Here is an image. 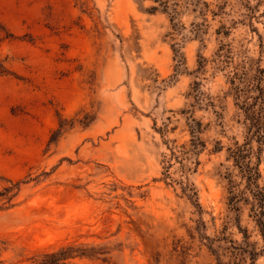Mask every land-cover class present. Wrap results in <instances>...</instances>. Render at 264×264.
Returning a JSON list of instances; mask_svg holds the SVG:
<instances>
[{
    "label": "rangeland",
    "instance_id": "374dc122",
    "mask_svg": "<svg viewBox=\"0 0 264 264\" xmlns=\"http://www.w3.org/2000/svg\"><path fill=\"white\" fill-rule=\"evenodd\" d=\"M192 3L0 0V193L20 183L0 264L70 243L108 252L75 264H264L223 179L245 136L232 83L264 104V0Z\"/></svg>",
    "mask_w": 264,
    "mask_h": 264
},
{
    "label": "trees",
    "instance_id": "16d2710c",
    "mask_svg": "<svg viewBox=\"0 0 264 264\" xmlns=\"http://www.w3.org/2000/svg\"><path fill=\"white\" fill-rule=\"evenodd\" d=\"M157 1L163 8L162 10L166 12V9L169 8L170 0ZM199 4L200 0H193V7ZM203 4L205 3L203 2ZM200 14L204 15L202 12ZM3 32L0 33V45L4 41L14 38L12 33ZM13 75L6 67L4 61L0 60V78ZM249 81L246 73H244V77L240 81L241 83H237L236 85L232 83L236 92V99L240 103L237 106L243 112L245 136L242 144L235 143L232 148L227 149V159L232 162L233 171L229 172L223 179L226 181L229 204L233 208H236L240 202L250 205L252 218L264 240V176L260 170L261 164L264 163V104L259 103V97H252L256 86L249 83ZM191 122L193 124L189 126L191 137L189 152L194 156L199 152L200 148L204 147V143L198 136L201 133V123L194 119H191ZM61 129L62 125H60V131ZM187 170L190 171V169ZM168 178H170L169 174H166L164 179ZM19 189V182L12 184L10 188H4L0 196L12 190L19 191ZM184 190L186 191V189ZM187 196L190 197V195ZM193 196H196V193H193ZM4 245L5 243L0 241V251L4 250ZM107 253L98 252L93 246L70 243L55 250L35 255L32 258L31 264H75L73 263L75 259H97V256ZM102 262L107 263L104 259Z\"/></svg>",
    "mask_w": 264,
    "mask_h": 264
}]
</instances>
